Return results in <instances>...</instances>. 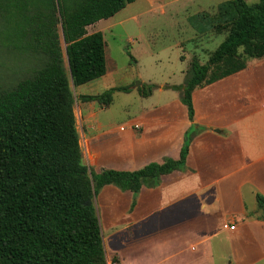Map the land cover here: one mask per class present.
<instances>
[{
	"label": "trees",
	"instance_id": "1",
	"mask_svg": "<svg viewBox=\"0 0 264 264\" xmlns=\"http://www.w3.org/2000/svg\"><path fill=\"white\" fill-rule=\"evenodd\" d=\"M133 1L0 0V47L24 61L34 59L37 67L31 78L0 88V264H107L99 219L87 199L106 184L135 196L142 185L155 186L162 175L184 167L187 133L178 159L99 172L82 162L75 100L103 106L114 91L131 90L112 86L75 98L69 81L75 88L106 72L103 34L86 27ZM207 15L202 19H210V26L202 27L227 34L204 63L190 59L181 84L168 86L180 91L190 120L195 86L240 71L248 57H264V0H226L214 16ZM154 87L137 88L148 94ZM256 200L264 209V196Z\"/></svg>",
	"mask_w": 264,
	"mask_h": 264
},
{
	"label": "crops",
	"instance_id": "2",
	"mask_svg": "<svg viewBox=\"0 0 264 264\" xmlns=\"http://www.w3.org/2000/svg\"><path fill=\"white\" fill-rule=\"evenodd\" d=\"M137 1L122 8H130L123 17H117L121 9L89 26L102 32L104 26L135 16L131 6ZM197 1L147 3L163 15L166 4ZM223 1L206 0V7L192 16L211 14ZM226 34L202 26L183 34L174 45L191 54L180 57L186 63L181 82L158 84L148 94L136 86L128 92L144 102L164 90L155 101L138 102L117 120L108 109L113 97L108 105L91 101L81 109V158L95 172L136 170L164 158L178 159L186 133L190 136L184 167L162 175L157 185H142L135 196L113 184L102 186L94 195L100 219L92 197L109 262L116 257L115 264H216L217 258L222 264H251L264 256V209L256 200L257 194L264 196V57H248L240 71L195 86L191 120L180 91L168 87L183 82L193 56L204 63ZM106 74L107 69L88 84L102 82Z\"/></svg>",
	"mask_w": 264,
	"mask_h": 264
},
{
	"label": "rangeland",
	"instance_id": "3",
	"mask_svg": "<svg viewBox=\"0 0 264 264\" xmlns=\"http://www.w3.org/2000/svg\"><path fill=\"white\" fill-rule=\"evenodd\" d=\"M204 1L206 3V0H201L200 4L198 1L195 4H166L163 7L165 13L161 15V12L157 10L159 7L156 8L155 4L149 8L147 0H139L136 4L131 6V9L136 12L135 16L125 17L120 23L112 24L108 26V28L105 26L102 27V34L105 42L104 52L106 69L109 74H106L103 77V83L101 81H97L95 85L83 84L74 88L71 81H69L70 89L72 90L75 98L80 93H101L103 90L112 86L130 85L132 89L134 86L139 87L140 84L136 83L141 80H144L146 84L155 85L165 82H181V70L184 69L186 63L183 62L180 57L182 55H186L188 57L191 53L181 52L178 46L174 45V43H176L178 39H182L183 34H191L194 29H197V27L210 26V19H202L201 15H197L195 18L192 16L199 10L200 7H206V5H204ZM215 1L218 0H213V2ZM245 1L251 3L257 0ZM129 10L130 8H127L126 10L122 9L117 17H123L125 15V11ZM215 14L216 9H212V13L207 16L210 17ZM188 15H191V18L193 19L189 18V20H187L186 18ZM111 21L112 20H109L107 22H103L102 24L106 25ZM183 27H186L187 31H185ZM0 28H3L1 24ZM95 30L99 31V29L89 26L86 31L91 33ZM177 33L180 34L177 35ZM61 46L63 49L64 43L62 40ZM11 51L12 50L0 47V88L11 87L21 78H31L33 76L32 73L35 68H37L34 66V59L31 58L24 61L23 57L16 58L14 56V58L13 54L9 53ZM130 55L133 59H131ZM63 57L65 61L64 49ZM18 67L20 70L14 74L13 71ZM144 89L146 88L144 87ZM128 92L114 91L112 93L113 100L108 106V109L115 114L113 117L116 120L124 115V113H122L124 110L135 109L138 102H140L142 106L143 103L148 104L155 101L156 98H158L157 95L165 94L164 90H161L160 92L157 91L156 93L154 92L151 97L146 98V101L143 102L142 98L138 99V97L134 96V94ZM86 105V103L83 104L78 99L73 103V114L75 117V125L78 135L81 134L80 114L81 111L85 109ZM95 106L98 105L95 104ZM94 201L100 219V208L97 203L98 199L96 198ZM102 220L103 218H101V221ZM105 227L106 225L104 224V235L106 234ZM126 248L129 249V247ZM112 258L113 257H111V262ZM111 262L107 260V264H113V262ZM215 262L216 264H222L221 259L216 258ZM233 264L235 263L233 262ZM251 264H264V256L260 257V261L258 260L256 262H252Z\"/></svg>",
	"mask_w": 264,
	"mask_h": 264
},
{
	"label": "built area",
	"instance_id": "4",
	"mask_svg": "<svg viewBox=\"0 0 264 264\" xmlns=\"http://www.w3.org/2000/svg\"><path fill=\"white\" fill-rule=\"evenodd\" d=\"M228 228L233 229L234 225L233 224L232 225H228Z\"/></svg>",
	"mask_w": 264,
	"mask_h": 264
},
{
	"label": "water",
	"instance_id": "5",
	"mask_svg": "<svg viewBox=\"0 0 264 264\" xmlns=\"http://www.w3.org/2000/svg\"><path fill=\"white\" fill-rule=\"evenodd\" d=\"M139 82H137L136 84H138ZM92 201V199H87V202L90 203Z\"/></svg>",
	"mask_w": 264,
	"mask_h": 264
}]
</instances>
